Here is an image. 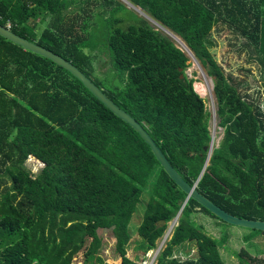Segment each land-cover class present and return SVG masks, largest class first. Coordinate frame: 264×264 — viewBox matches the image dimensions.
<instances>
[{
	"label": "trees",
	"instance_id": "1",
	"mask_svg": "<svg viewBox=\"0 0 264 264\" xmlns=\"http://www.w3.org/2000/svg\"><path fill=\"white\" fill-rule=\"evenodd\" d=\"M129 1L181 38L214 80L224 133L195 187L231 213L264 220V110L211 49L213 27L227 26L236 38L244 37L241 50L264 74V0ZM89 2L0 0V24L76 65L192 183L211 136L210 113L184 73L188 54L141 16L125 18L122 28L119 6L103 0L113 6L103 19L104 38L96 39L111 70L93 80L90 60L103 48L96 50L89 24L76 19L89 11ZM111 72L117 82L103 83ZM29 155L42 163L35 174L26 165ZM185 197L130 124L69 71L0 34V264H72L86 241L88 257L96 256L103 242L98 228H111L120 262L142 264L144 258L137 262L126 255L129 222L141 202L137 247L143 253L156 246L181 208L155 264H264L263 255L245 247L237 262L225 261L218 240L191 218L194 207L210 211ZM184 241L195 242V255L174 256Z\"/></svg>",
	"mask_w": 264,
	"mask_h": 264
},
{
	"label": "rangeland",
	"instance_id": "2",
	"mask_svg": "<svg viewBox=\"0 0 264 264\" xmlns=\"http://www.w3.org/2000/svg\"><path fill=\"white\" fill-rule=\"evenodd\" d=\"M114 4L119 6L116 15L122 18V21L118 24L122 28H125L128 22L125 20L135 21L136 16H141L145 18L148 23L160 31L162 34L166 35L172 42L178 47L185 51L189 60H187L188 66L185 68L184 73L187 78H192V87L193 89L200 94L204 99L206 110L210 113L208 119V128L209 132L213 138L214 147L219 146L223 138V128L218 125V118L216 115V104L214 98V80L206 74L205 69L201 66L198 59L193 56V53L184 43V41L179 38L176 34L168 33L169 31H164L153 17H150L148 14L143 13L141 10L138 11V7L132 4L129 0H114ZM83 6V4H79ZM113 5H107L103 3V0H90L87 4L89 11L85 10L84 17H77V21H85L87 30L92 33V38L96 41V50H100L99 54H95L92 57L93 71L90 78L97 80L100 78L101 72L106 73L108 70H111L110 58L104 48V44L98 41L96 38H104L105 32L107 31L104 18L110 17L109 11ZM77 7L74 6L73 7ZM146 16H145V15ZM137 16V17H138ZM148 17V18H147ZM98 21L100 25L97 27L93 26L92 22ZM165 27V26H162ZM42 28V24L38 26V29ZM165 29H168L167 27ZM170 30V29H169ZM213 37L216 39V45L212 46L211 49L215 54L218 62L225 67L227 73H232L240 81H245L248 84V92L251 95V98L264 110V74L260 73L255 64L247 61V50H241L242 42L245 41L243 36L236 38L235 34L227 26L223 25L213 27ZM102 40V39H100ZM104 40V39H103ZM111 75H107L106 80L103 83H112L117 82V79L111 80ZM96 78V79H95ZM102 79V78H101ZM201 85V87H198ZM247 86H244V88ZM203 89V90H201ZM27 167L31 170L33 174L37 173L42 167V163L38 158L33 155H29L26 160ZM143 198H147V194L143 195ZM144 209V202H141L137 205V211H135L129 222V231L131 237L126 244V255L133 259L134 261L140 262L144 258L142 264H155L156 257L159 251L164 247L166 239L170 236L173 226L176 224L175 220H169L168 226L165 229V232L158 238H156V246L147 250L143 253L137 247V240L140 239L139 234L137 233V225L141 221L142 212ZM191 218L193 222L200 226L205 232L214 236L219 244V250L222 258L230 263H235L239 260L237 255L238 250L241 247H245L252 253L258 252L259 255L264 256V234L253 228L244 227L240 225H235L221 220L220 218L214 216L210 212L194 207L191 211ZM98 233L103 237L102 245L99 248V252L96 253V256L88 257L87 254V244L82 246L72 256V264H106V263H118L122 261V258L118 251L115 249L116 239L111 237V228H98ZM90 237L87 238L89 240ZM196 246L194 241H184L180 245L176 246L174 249V256L177 255L180 258H185L188 256L195 255Z\"/></svg>",
	"mask_w": 264,
	"mask_h": 264
},
{
	"label": "water",
	"instance_id": "3",
	"mask_svg": "<svg viewBox=\"0 0 264 264\" xmlns=\"http://www.w3.org/2000/svg\"><path fill=\"white\" fill-rule=\"evenodd\" d=\"M0 34L12 40L13 42L20 44L22 47L32 50L34 53L39 54V56L46 58L49 61L54 62L55 64L63 67L65 70L69 71L71 75H73L83 84V86L90 92V94L95 96L103 105L109 108L114 114H116L118 117H120L128 124H130V126H132L140 134V136L144 139V141L150 146L151 151L155 155L156 159L158 160L159 164L161 165L165 173L171 179H173V181L182 190L186 192V197L184 201L188 197H191L196 202H199L201 205L207 208L211 213H213L223 221L244 227L264 230V220L242 217L234 213H231L230 211L226 210L225 208L214 202L207 195H205L198 188L195 187L196 180H198V178L201 176L205 166L208 163L211 154V149H210L211 140L209 144L205 147L206 159L202 167V170L200 171V174L198 175V177L195 178V180L192 183H188L183 178L181 173H179L170 163V160L167 158V156L162 151V149L156 144V142L147 132V130L131 114H129L126 110L121 108L111 98H109L103 92V90L98 85H96L92 80H90L87 77V75L83 71H81L76 65L71 63L69 60L62 58L61 56H59V54L51 51L50 49L23 38L22 36L10 30L8 27L2 26L1 24H0ZM180 209L174 218L178 217ZM159 221L161 224L163 223V220H159ZM117 264H123V262H119Z\"/></svg>",
	"mask_w": 264,
	"mask_h": 264
},
{
	"label": "crops",
	"instance_id": "4",
	"mask_svg": "<svg viewBox=\"0 0 264 264\" xmlns=\"http://www.w3.org/2000/svg\"><path fill=\"white\" fill-rule=\"evenodd\" d=\"M223 133H224V130H223ZM210 136H211V138H210V140H211V143H210V149H211V153H212L213 149L216 148V147H218V146L214 147V145H213V144H214V143H213V138H212V136H214V135H211V134H210ZM209 142H210V141H209ZM208 144H209V143H208ZM210 155H211V154H210ZM173 220H175V218H173ZM173 220H172V221H173ZM170 221H171V220H170ZM159 222H160V221H159Z\"/></svg>",
	"mask_w": 264,
	"mask_h": 264
},
{
	"label": "bare ground",
	"instance_id": "5",
	"mask_svg": "<svg viewBox=\"0 0 264 264\" xmlns=\"http://www.w3.org/2000/svg\"><path fill=\"white\" fill-rule=\"evenodd\" d=\"M145 15V14H144ZM146 16V15H145ZM148 18V17H147ZM160 27H162V26H160ZM163 28V27H162ZM168 33H170V32H168ZM198 87H201V85H198ZM201 90H203V89H201Z\"/></svg>",
	"mask_w": 264,
	"mask_h": 264
},
{
	"label": "clouds",
	"instance_id": "6",
	"mask_svg": "<svg viewBox=\"0 0 264 264\" xmlns=\"http://www.w3.org/2000/svg\"><path fill=\"white\" fill-rule=\"evenodd\" d=\"M175 219H177V218H175Z\"/></svg>",
	"mask_w": 264,
	"mask_h": 264
}]
</instances>
